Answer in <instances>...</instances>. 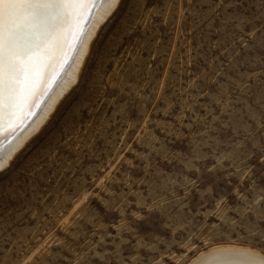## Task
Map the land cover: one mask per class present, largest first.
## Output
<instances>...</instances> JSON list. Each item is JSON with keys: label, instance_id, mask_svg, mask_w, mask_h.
<instances>
[{"label": "rangeland", "instance_id": "374dc122", "mask_svg": "<svg viewBox=\"0 0 264 264\" xmlns=\"http://www.w3.org/2000/svg\"><path fill=\"white\" fill-rule=\"evenodd\" d=\"M98 36L84 96L0 171V264L264 254V0H121Z\"/></svg>", "mask_w": 264, "mask_h": 264}, {"label": "bare ground", "instance_id": "6f19581e", "mask_svg": "<svg viewBox=\"0 0 264 264\" xmlns=\"http://www.w3.org/2000/svg\"><path fill=\"white\" fill-rule=\"evenodd\" d=\"M120 1L96 0V3L85 11L78 27H73L69 21L53 30L51 43L60 45L59 63L49 70L47 79L36 86L18 118L8 121L5 114V122L0 126V153L4 156L0 161V171L12 161L23 146L54 126L69 103L77 97L84 96L89 83L96 78L101 66L98 62L101 57L97 49L98 35ZM31 113L28 121L21 128L19 127L20 129H13L21 120L24 123L27 120L26 114ZM17 129L19 130L12 136ZM189 264H264V254L249 247L223 244L200 252Z\"/></svg>", "mask_w": 264, "mask_h": 264}, {"label": "snow or ice", "instance_id": "6c2138e0", "mask_svg": "<svg viewBox=\"0 0 264 264\" xmlns=\"http://www.w3.org/2000/svg\"><path fill=\"white\" fill-rule=\"evenodd\" d=\"M96 0H0V126L18 118L36 86L59 63L53 30L78 27ZM4 159L0 153V161Z\"/></svg>", "mask_w": 264, "mask_h": 264}, {"label": "water", "instance_id": "95a60500", "mask_svg": "<svg viewBox=\"0 0 264 264\" xmlns=\"http://www.w3.org/2000/svg\"><path fill=\"white\" fill-rule=\"evenodd\" d=\"M92 7H93V6H92ZM92 7H91V8H92ZM73 42H75V40H74ZM70 57H71V56H70ZM68 60H69V59H68ZM50 89H51V87H50ZM46 94H47V93H46ZM46 94H45V95H46ZM45 95H44V96H45ZM43 98H44V97H43ZM28 117H29V114H28V115L26 114V118H28ZM17 124H18V123H16V125H14L15 127H13V129L21 127L22 124H23V121L21 120L20 123H19L18 125H17ZM16 126H17V127H16ZM17 130H18V129H17ZM17 130H16V131H17ZM16 131H15V132H16ZM15 132H14V133H15ZM14 133H13V134H14ZM13 134H12V135H13ZM4 142H5V141H4ZM1 143H2V142H1Z\"/></svg>", "mask_w": 264, "mask_h": 264}]
</instances>
